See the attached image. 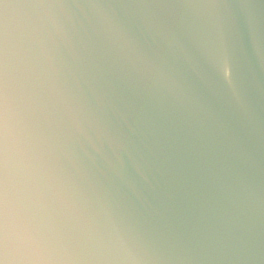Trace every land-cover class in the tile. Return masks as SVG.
I'll return each mask as SVG.
<instances>
[{
	"label": "water",
	"instance_id": "95a60500",
	"mask_svg": "<svg viewBox=\"0 0 264 264\" xmlns=\"http://www.w3.org/2000/svg\"><path fill=\"white\" fill-rule=\"evenodd\" d=\"M0 104L2 264H264V0H0Z\"/></svg>",
	"mask_w": 264,
	"mask_h": 264
},
{
	"label": "snow or ice",
	"instance_id": "6c2138e0",
	"mask_svg": "<svg viewBox=\"0 0 264 264\" xmlns=\"http://www.w3.org/2000/svg\"><path fill=\"white\" fill-rule=\"evenodd\" d=\"M2 108V104H0ZM4 157H3V133L2 123H0V255L7 251L9 236L7 229L6 210H5V186H4ZM21 243H27V239L23 236L19 238ZM2 264V261H0Z\"/></svg>",
	"mask_w": 264,
	"mask_h": 264
}]
</instances>
